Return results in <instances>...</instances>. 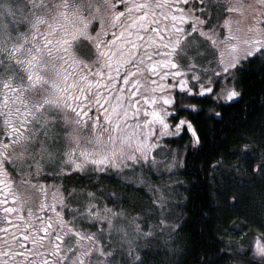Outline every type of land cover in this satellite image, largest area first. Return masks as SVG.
I'll list each match as a JSON object with an SVG mask.
<instances>
[{
	"label": "snow or ice",
	"instance_id": "6c2138e0",
	"mask_svg": "<svg viewBox=\"0 0 264 264\" xmlns=\"http://www.w3.org/2000/svg\"><path fill=\"white\" fill-rule=\"evenodd\" d=\"M241 7L233 0H0V264H180L174 237L182 226L171 196L183 185L172 176L203 145L177 118L202 110L185 101L219 103L225 89L228 101L241 95L248 65L258 61L264 70V0L247 6L250 27L237 41L230 17ZM85 42L91 57L78 61ZM189 131L183 155L161 151ZM237 151L257 155L247 143ZM137 170L152 193L139 210L104 184L131 180L127 173ZM252 170L264 175V151ZM21 185L51 191V200L29 204L11 191ZM243 229L253 236L200 264H264V219L237 234Z\"/></svg>",
	"mask_w": 264,
	"mask_h": 264
},
{
	"label": "trees",
	"instance_id": "16d2710c",
	"mask_svg": "<svg viewBox=\"0 0 264 264\" xmlns=\"http://www.w3.org/2000/svg\"><path fill=\"white\" fill-rule=\"evenodd\" d=\"M248 68L251 71L243 74L236 88L240 99L223 107L219 119L200 113L192 120L203 147L188 155L178 177L184 184L182 230L175 236L183 249L175 257L180 264H200L198 258L205 254L216 257L219 249L234 244L226 235L229 226L236 222L257 226V215L264 209V175L252 170L264 151V70L258 61ZM190 133L178 138L177 148L191 143ZM246 143L255 157L245 158L239 151L232 154ZM221 157L219 168L214 169L213 162ZM117 191L127 195L121 188ZM213 264L228 262L218 259Z\"/></svg>",
	"mask_w": 264,
	"mask_h": 264
},
{
	"label": "rangeland",
	"instance_id": "374dc122",
	"mask_svg": "<svg viewBox=\"0 0 264 264\" xmlns=\"http://www.w3.org/2000/svg\"><path fill=\"white\" fill-rule=\"evenodd\" d=\"M100 2L102 3L103 0H100ZM233 2L242 6L240 9H238L236 12H234L232 14V16L230 17V26H231V30H232L231 35L236 36L237 41H239L240 39L245 38V36L247 35V29H248V27H250V13H249L247 6L249 4H254L255 0H233ZM93 23H95L96 26L99 27V21L98 20L93 21ZM110 35H111V33H109V38H110ZM75 57L78 61H85V62H87L88 59H90L91 52H90V49L88 47L87 42L80 45L78 50L75 52ZM217 90L220 91V89H217ZM226 96H227V89H225V91L221 94V98H224ZM188 105H190V104H188ZM173 132H175V129H173ZM176 140L177 139H174V142L172 140H166L163 147L161 148V151L167 152V149L171 148L173 150H178L180 152V154L183 155L184 148H182V147L176 148V145H175ZM179 172L176 175L172 176V180L180 182L183 185V187L177 188L175 190V193L171 196V200L174 202L173 206L171 208V211L175 214L173 219H174V222L177 224L181 223L180 222L181 218H182L181 212H182L183 201H184V184H183L182 180L178 178V177H180ZM127 176L132 178V179L126 180L123 183L118 184V185L115 183V180H116L115 177L111 180H105L104 184L107 187V191H109V192L116 191L118 193L117 189L121 188V189H123L124 192L127 193L126 196L124 195V199L131 204H135L137 210H139V208H141V207L146 208L148 206V204L150 203L152 193L150 191H148L146 184H140L137 182V180L140 178L139 170H137L136 173L128 172ZM144 179H149V178L144 177ZM150 179H151V182L153 184H159L160 183V181H158L155 177H151ZM165 182H167V181L165 180ZM127 183H131L132 187L126 188L124 185ZM4 191H6V189L4 188L3 185H0V204H2L3 200H4V196H3ZM11 191L14 194H16L17 197H25L29 204H32L33 202H35L38 205L44 199L45 195H47L49 201L51 200V197H52L51 191H48L45 193V192H41L39 190H32L30 187L26 188L22 185L18 188L13 187L11 189ZM164 194L168 195V192H165ZM9 199H11V198H9ZM177 203L179 204V206H176ZM11 206L19 207L20 205H19V203H13ZM257 219H258V222H260L262 219H264V209H262L260 211L259 217L257 215ZM240 223L241 222L232 223L226 232L227 237H229L230 241H232L234 244H239V242L242 239H247L248 237L253 236V233L248 232L247 229H243L242 233L238 235L237 232L241 230V226H242ZM250 227L253 229L257 228V226H254V227L250 226ZM230 228H235L237 231H230L229 230ZM174 240L177 241L176 237H174ZM149 264H151V260H149Z\"/></svg>",
	"mask_w": 264,
	"mask_h": 264
},
{
	"label": "flooded vegetation",
	"instance_id": "af4514ba",
	"mask_svg": "<svg viewBox=\"0 0 264 264\" xmlns=\"http://www.w3.org/2000/svg\"><path fill=\"white\" fill-rule=\"evenodd\" d=\"M143 87V84L141 85ZM218 91V90H217ZM213 96H215V93L213 94ZM240 99V95L238 97H235L233 100L228 101L226 99V97L221 98V102L219 103H214L212 100L210 99H193V100H189L186 101L184 103L190 104V105H196L198 106V109H202V110H197L192 112L191 114L187 113V112H181L180 116L177 118V121L181 118L186 119L188 122H190L193 125V130L194 128H196V125H194L193 123V119L198 115V114H202L203 116H207V117H217L219 119L220 116V110L223 107H227L230 104H233L235 102H237ZM174 129V127H173ZM195 131V130H194ZM196 132V131H195ZM191 134V133H190ZM192 135V134H191ZM176 142H178V138L176 140ZM177 148V147H176Z\"/></svg>",
	"mask_w": 264,
	"mask_h": 264
}]
</instances>
